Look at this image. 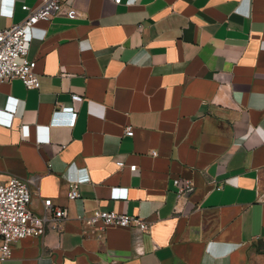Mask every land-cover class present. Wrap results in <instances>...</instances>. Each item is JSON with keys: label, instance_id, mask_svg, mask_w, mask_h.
I'll return each mask as SVG.
<instances>
[{"label": "crops", "instance_id": "obj_1", "mask_svg": "<svg viewBox=\"0 0 264 264\" xmlns=\"http://www.w3.org/2000/svg\"><path fill=\"white\" fill-rule=\"evenodd\" d=\"M36 1L0 0V31ZM67 5L27 45L39 88L0 84V176L66 217L0 264H264V0ZM96 210L148 231L83 227Z\"/></svg>", "mask_w": 264, "mask_h": 264}, {"label": "built area", "instance_id": "obj_2", "mask_svg": "<svg viewBox=\"0 0 264 264\" xmlns=\"http://www.w3.org/2000/svg\"><path fill=\"white\" fill-rule=\"evenodd\" d=\"M117 3L119 0H113ZM24 18L17 24L0 31V84L19 80L27 89H38L39 80L34 72L35 61L29 59L27 45L33 40V31L39 23L49 22L55 16L64 14L68 19L77 17L76 11L67 5V0H37L36 5H22ZM73 101H82L81 97L72 95ZM125 135L133 136L130 127L125 129ZM154 155V153H152ZM117 168H123V163L117 162ZM31 181L21 180L14 176L2 179L0 176V263L9 259L13 243L28 238L40 237L47 230L59 231L60 221L66 217V212L55 207L50 199L43 201V211L40 215L30 208L31 195L28 184ZM176 189V199L184 198L192 190L190 182L181 185L178 179L173 180ZM80 197L78 185L71 183L67 199L75 201ZM78 220L85 228L104 229L108 226L119 228H135L140 233H146L149 223L138 217L103 212L96 210L89 218L79 216Z\"/></svg>", "mask_w": 264, "mask_h": 264}]
</instances>
